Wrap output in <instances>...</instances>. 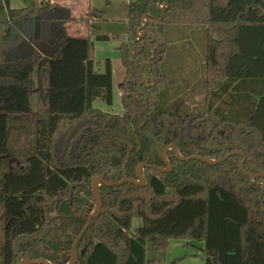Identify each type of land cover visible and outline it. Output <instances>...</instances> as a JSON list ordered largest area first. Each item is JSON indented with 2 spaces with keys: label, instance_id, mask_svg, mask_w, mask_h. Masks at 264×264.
<instances>
[{
  "label": "trees",
  "instance_id": "trees-1",
  "mask_svg": "<svg viewBox=\"0 0 264 264\" xmlns=\"http://www.w3.org/2000/svg\"><path fill=\"white\" fill-rule=\"evenodd\" d=\"M25 1L0 0V264H68L95 209L94 177L137 179L140 164L146 185L100 186L102 211L76 264H156L147 244L165 251L171 239L201 243L205 264H264V185L240 167L264 173V0H129L127 33L113 35L125 69L119 113L94 105L114 104L112 61L95 57L111 35L91 32L105 11L77 18L51 0ZM73 22L86 33L71 34ZM167 28L178 39L202 29L206 40L198 75L178 84L189 99L177 91L163 110L161 93L175 86ZM15 132L28 142L17 146ZM170 144L184 157L244 156L212 165L169 150L163 172Z\"/></svg>",
  "mask_w": 264,
  "mask_h": 264
},
{
  "label": "rangeland",
  "instance_id": "rangeland-1",
  "mask_svg": "<svg viewBox=\"0 0 264 264\" xmlns=\"http://www.w3.org/2000/svg\"><path fill=\"white\" fill-rule=\"evenodd\" d=\"M36 1L39 5L42 0ZM123 4V2L118 1L116 5H114V7L116 9H121ZM26 5L27 3L25 0H11V6L13 8H23ZM68 28L71 34L86 33V26H84L80 22H73L69 25ZM121 28L122 25L119 23V25L116 26L113 30H121ZM166 33L168 41L170 42V49L168 50L164 62V68L168 78L175 82V86H170L167 89H163L161 93V109L163 110L172 108V97L179 89L178 84H181L182 80L188 75H193L195 78L198 75V71H196V66H194V63L196 64V60L204 57V47L206 40V33L202 29L197 30L196 32L193 30H187L186 37L184 39H178V37L176 38L177 32L174 31V28H167ZM113 34L114 33L111 34V39L108 41H96L95 57L97 61L101 63H104L106 59H111L112 61L114 104L112 106H109L103 102H96L94 105L105 112L119 113L122 110V104L118 85L123 80L125 69L119 57V53L116 50V42L113 38ZM190 71L191 73H193L191 74ZM180 94H182L180 98H183L185 100H188L190 97L188 91H184V93H182V91L180 92L179 90L177 92V95ZM205 96V91L203 90L196 95V100L199 102V105H194L196 107L195 112L204 110ZM19 133L20 132H15L13 142L17 146H23L28 141L26 140V137L23 138V135ZM31 139H34V135H32ZM141 223V219L135 218L132 223V230L140 226ZM146 252L147 258L155 260L156 264H205V253L203 251V245L196 241L189 243V241L185 239H171L169 241V246L165 251L153 250L150 244H147Z\"/></svg>",
  "mask_w": 264,
  "mask_h": 264
},
{
  "label": "water",
  "instance_id": "water-1",
  "mask_svg": "<svg viewBox=\"0 0 264 264\" xmlns=\"http://www.w3.org/2000/svg\"><path fill=\"white\" fill-rule=\"evenodd\" d=\"M160 7L164 8L165 5H161ZM143 21H144V24H145L146 23V17L145 16L143 17ZM141 28H143V26ZM139 35L141 36L140 33H139ZM169 150H173L175 155H176V157L179 160H182V161L201 160V161H205L206 163L212 164V165L220 164V163L226 161L227 159H229L230 157L235 156V155L244 156V152H242V151H232V152L226 154L225 156H223V157H221L219 159L207 158V157H203L201 155L184 157V156H182V154H181V152H180V150H179V148L177 146H175L173 144H170L163 151V160L167 164V168H161V170L163 172H169V171H171L173 169V166H172V164H171V162H170V160L168 158ZM240 167H241L242 172L245 175H247L248 177H250V179L253 180L255 178H262L259 181L261 183H263V185H264V179H263L264 178V173H252V172L247 171L245 169V159L241 162ZM144 168H145L144 164H140L138 166V168H137V179H130V178L125 176L121 181L113 182V181L107 180L104 177V175L94 177L93 182H92V193H93L94 199L96 201L95 209H94L93 213L87 219L86 226L84 227L83 231L80 233V235L78 236V238L76 239V241L73 244V247L71 249V260L69 261L68 264H76L77 263L78 246H79L80 240H81L84 232L87 231L88 228L90 227L93 219L98 217L99 214L102 211V197H101V193H100V186L102 184H104V185L109 186V187H116V186L123 185L126 182H131V183H133V184H135L137 186H144V185L147 184V179H146V177L143 174V169ZM19 264H52V263L50 261L44 259V258L35 259V260L24 258V259H22L20 261Z\"/></svg>",
  "mask_w": 264,
  "mask_h": 264
},
{
  "label": "crops",
  "instance_id": "crops-1",
  "mask_svg": "<svg viewBox=\"0 0 264 264\" xmlns=\"http://www.w3.org/2000/svg\"><path fill=\"white\" fill-rule=\"evenodd\" d=\"M43 1V0H42ZM41 1V2H42ZM53 3L69 7L75 17L79 18L86 14L91 9H97L105 11V15L102 20L91 21L95 28L91 29L92 33H103L111 35L112 33H118L125 35L127 33L126 13L125 9L129 0H51ZM118 1L123 2L121 9H116L114 5ZM122 25L121 30H113L116 26ZM113 31V32H112ZM119 31V32H116ZM113 34V35H114ZM117 42L115 43V47Z\"/></svg>",
  "mask_w": 264,
  "mask_h": 264
}]
</instances>
